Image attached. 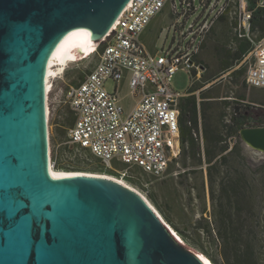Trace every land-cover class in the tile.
Masks as SVG:
<instances>
[{
	"label": "water",
	"instance_id": "95a60500",
	"mask_svg": "<svg viewBox=\"0 0 264 264\" xmlns=\"http://www.w3.org/2000/svg\"><path fill=\"white\" fill-rule=\"evenodd\" d=\"M130 1L0 0V264H207L138 192L48 168L45 71L79 64ZM240 135L264 152V127Z\"/></svg>",
	"mask_w": 264,
	"mask_h": 264
},
{
	"label": "rangeland",
	"instance_id": "374dc122",
	"mask_svg": "<svg viewBox=\"0 0 264 264\" xmlns=\"http://www.w3.org/2000/svg\"><path fill=\"white\" fill-rule=\"evenodd\" d=\"M234 1L227 3L228 12L211 27L195 57L202 67L201 74L196 71L194 79L187 71L180 70L172 80V88L182 94L193 86L199 114L200 161L199 158L186 161L182 154L173 157L167 172L160 178L138 168L121 176L118 172L124 171L125 165L113 162L112 169H106L90 152L68 143L74 118L65 93L70 85L81 82L91 72L98 62L97 54L84 58L62 76L50 80L53 86L47 95L50 157L57 171L124 178L158 209L185 245L211 264H227L217 239V225L222 230L228 228L229 235L235 239L230 264H264V152L245 143L240 135L244 128L264 127V90L247 86L246 75L240 73L239 40L234 29L240 12L248 10L251 3L250 0ZM259 7H264V0H258L256 8ZM171 8V4L167 5L143 34L142 41L151 52L160 51L172 39L169 29L178 16ZM226 65L229 68L224 70ZM106 88L114 91L116 83L109 81ZM123 95H128L131 102L128 92L124 91ZM208 95L212 98H204ZM206 134H209V144ZM202 138L204 149L211 152V160L210 155L203 156ZM214 165L218 166L213 171L217 181L212 188L210 168ZM232 185L239 199L233 195L232 204L223 201L220 210L218 201L222 192ZM206 228L213 230V234L207 233Z\"/></svg>",
	"mask_w": 264,
	"mask_h": 264
},
{
	"label": "built area",
	"instance_id": "2783aa9c",
	"mask_svg": "<svg viewBox=\"0 0 264 264\" xmlns=\"http://www.w3.org/2000/svg\"><path fill=\"white\" fill-rule=\"evenodd\" d=\"M228 2L235 1L131 0L92 54L99 56L97 64L65 93L74 118L68 143L90 152L106 169L113 162L125 165L121 176L132 168L164 176L183 147L180 101L186 94L175 91L172 80L180 70L194 79L196 71L201 74L195 57L211 27L228 12ZM169 4L178 16L169 29L172 39L151 52L142 36ZM242 11L234 30L250 47L241 67H247V86L264 90V37L252 31V12ZM109 81L116 83L114 91L106 88ZM202 145L205 158L203 138Z\"/></svg>",
	"mask_w": 264,
	"mask_h": 264
},
{
	"label": "trees",
	"instance_id": "16d2710c",
	"mask_svg": "<svg viewBox=\"0 0 264 264\" xmlns=\"http://www.w3.org/2000/svg\"><path fill=\"white\" fill-rule=\"evenodd\" d=\"M251 3V4H250ZM250 7L248 8L249 11L253 12L252 14V31L254 34H256L257 31L260 33L257 35L259 37H264V7H259L258 9L256 6H258V0H255L254 2L252 0L249 1ZM255 13V15H254ZM221 19V18H220ZM239 40V45L237 48V56L238 61L241 62L244 58V56L249 52V44L245 40H241L237 37ZM229 68L228 65L224 67V70H227ZM240 69L241 74H247V67L242 66ZM193 86L191 89L186 93V96L181 99L180 101V112H181V117H180V123H181V134H182V154L185 155L186 161L188 159L196 161L199 157H201V147L199 144L198 140V127H199V117H198V104H197V98L193 94ZM190 95V96H188ZM210 95V94H209ZM206 96L204 98H212L211 96ZM209 134H206V140L208 144L210 143L209 141ZM205 156L210 155L209 158L211 160V152L208 151L207 149L205 150ZM200 161V158H199ZM185 167L189 168L187 163L184 164ZM218 166L214 165L210 168V182L211 186L213 188L214 184L216 183V178H214V170H217ZM231 194V195H230ZM236 196V198L239 199V194L235 190V187L230 186V188L223 190L221 198L219 199V208L222 210L223 208V201L226 202V200L231 202L232 204V196ZM220 219H224L223 215L221 214V211L219 213ZM207 233L213 234V230L206 228ZM217 231V239L220 241L224 259H226L227 264H230L229 262V256L234 250V243L235 239L233 236L229 235V229H221V226L217 225L216 227Z\"/></svg>",
	"mask_w": 264,
	"mask_h": 264
},
{
	"label": "bare ground",
	"instance_id": "6f19581e",
	"mask_svg": "<svg viewBox=\"0 0 264 264\" xmlns=\"http://www.w3.org/2000/svg\"><path fill=\"white\" fill-rule=\"evenodd\" d=\"M98 47L97 43L92 47V49L88 52V54L84 57H90L95 51L96 48ZM72 65L70 66H66V67H61V68H56V69H51V70H46L45 71V90L46 93L48 94L51 90V83L50 80L55 78H58L59 76H62L69 68H71ZM48 128H49V123H48ZM51 156V155H50ZM48 168L50 170V172L55 175V176H75L74 174H78V175H83V176H93V177H103V178H107L110 180H114L115 182H118L119 184L126 186L128 188H131L132 190L136 191L134 188H132L125 180L124 178L121 177H114V176H110L108 174H99V173H83V172H67V171H57L53 168L52 163H51V158H48ZM138 192V191H136ZM139 193V192H138ZM140 194V193H139ZM141 196H143L142 194H140ZM144 197V196H143ZM145 198V197H144ZM146 201L150 204V206L156 211V213L160 216V219H162L163 223L165 224V226L172 232L173 235H175L182 244L185 245L183 239L179 236V234L176 233V231L173 230V228L170 226V224L166 221V219L164 218V216L158 211V209L147 199L145 198ZM187 246V244H186ZM195 251V250H194ZM196 252V251H195ZM197 253V252H196ZM199 254V253H197ZM200 255V254H199ZM201 258L207 263V264H211L208 260H206L202 255H200Z\"/></svg>",
	"mask_w": 264,
	"mask_h": 264
},
{
	"label": "crops",
	"instance_id": "0c3cea01",
	"mask_svg": "<svg viewBox=\"0 0 264 264\" xmlns=\"http://www.w3.org/2000/svg\"><path fill=\"white\" fill-rule=\"evenodd\" d=\"M148 29V28H147ZM143 37V36H142ZM149 50V49H148Z\"/></svg>",
	"mask_w": 264,
	"mask_h": 264
}]
</instances>
